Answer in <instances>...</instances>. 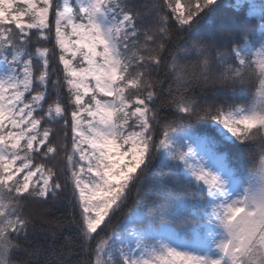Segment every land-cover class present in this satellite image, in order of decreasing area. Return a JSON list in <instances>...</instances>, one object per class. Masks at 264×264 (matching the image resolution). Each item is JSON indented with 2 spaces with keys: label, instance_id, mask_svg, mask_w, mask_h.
<instances>
[{
  "label": "snow or ice",
  "instance_id": "1",
  "mask_svg": "<svg viewBox=\"0 0 264 264\" xmlns=\"http://www.w3.org/2000/svg\"><path fill=\"white\" fill-rule=\"evenodd\" d=\"M217 7L0 0V264H264V0Z\"/></svg>",
  "mask_w": 264,
  "mask_h": 264
},
{
  "label": "trees",
  "instance_id": "2",
  "mask_svg": "<svg viewBox=\"0 0 264 264\" xmlns=\"http://www.w3.org/2000/svg\"><path fill=\"white\" fill-rule=\"evenodd\" d=\"M235 0H218V7L212 14L209 23L231 26L233 21L248 19L247 9H236ZM28 211L38 220L55 223L56 218L62 215H67V208L63 205L41 204L39 202H31L28 206Z\"/></svg>",
  "mask_w": 264,
  "mask_h": 264
},
{
  "label": "rangeland",
  "instance_id": "3",
  "mask_svg": "<svg viewBox=\"0 0 264 264\" xmlns=\"http://www.w3.org/2000/svg\"><path fill=\"white\" fill-rule=\"evenodd\" d=\"M236 2V1H235Z\"/></svg>",
  "mask_w": 264,
  "mask_h": 264
}]
</instances>
